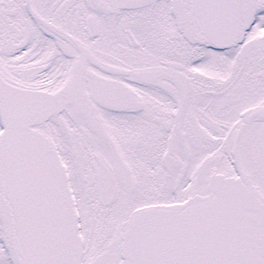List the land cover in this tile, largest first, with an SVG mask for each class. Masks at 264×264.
I'll use <instances>...</instances> for the list:
<instances>
[{"label": "snow or ice", "instance_id": "obj_1", "mask_svg": "<svg viewBox=\"0 0 264 264\" xmlns=\"http://www.w3.org/2000/svg\"><path fill=\"white\" fill-rule=\"evenodd\" d=\"M0 264H264V0H0Z\"/></svg>", "mask_w": 264, "mask_h": 264}]
</instances>
